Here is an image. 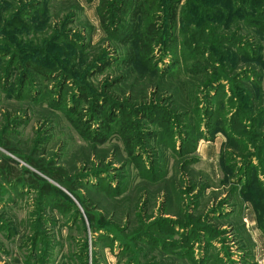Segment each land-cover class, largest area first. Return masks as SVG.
Masks as SVG:
<instances>
[{
  "label": "rangeland",
  "instance_id": "1",
  "mask_svg": "<svg viewBox=\"0 0 264 264\" xmlns=\"http://www.w3.org/2000/svg\"><path fill=\"white\" fill-rule=\"evenodd\" d=\"M100 1L0 0V264H251L242 224L214 213L236 202L232 183L242 172L223 184L205 170L232 151L229 132L247 134L238 155L256 151L264 164V26L241 19V8L253 5L182 0L174 26L161 13V42L145 56L138 39L125 44L104 30ZM205 67L223 79L215 84L213 73L199 71ZM80 91L88 103L70 106ZM68 107L92 120L89 137L72 125ZM207 111L223 132L210 133ZM235 115L256 119L245 128ZM106 122L105 139L94 141ZM214 141L217 152L207 145ZM6 159L17 172L2 169ZM232 162L246 169L242 157ZM42 184L54 188L50 195ZM206 219L225 230L213 244L198 225Z\"/></svg>",
  "mask_w": 264,
  "mask_h": 264
},
{
  "label": "trees",
  "instance_id": "2",
  "mask_svg": "<svg viewBox=\"0 0 264 264\" xmlns=\"http://www.w3.org/2000/svg\"><path fill=\"white\" fill-rule=\"evenodd\" d=\"M247 2L251 3L253 5V9L252 10H248L246 8H241L242 10V21L245 22L248 26L251 27H259L261 28L262 26H264V23L261 21L259 13L261 11V0H246ZM182 0H101L99 5L97 6V13L101 22L102 27L104 28V30L110 34H114V33H119L120 35H122L124 38H122L120 40V42L122 43H129L131 41H133L134 39H138L139 44L141 49L143 50L145 56H149L152 52H153V48L158 45L161 42V34H162V30L164 26L158 25L157 20L163 18V14L161 13H165V16L168 18L166 21H168V25L169 27L174 26L177 23L178 20V8L179 5L181 4ZM261 7V8H260ZM260 9V10H259ZM262 14V12H261ZM263 15V14H262ZM264 16V15H263ZM143 21L145 22V25L142 29H140V25H139V21ZM264 21V20H263ZM214 33V32H213ZM211 35H214V34ZM215 36V35H214ZM210 39V38H209ZM242 46H245L242 45ZM255 58L252 59H256L257 56H253ZM107 60V59H106ZM14 62V58H12L8 63L9 68L6 74V79L8 80L12 73L13 70L11 68L12 63ZM107 61L104 60L103 64H96V67L94 68V72H97V69H99V71L104 70V68L107 66L106 63ZM206 63H211L213 64V62L210 59H207L205 61ZM200 72H209L208 68H202L199 70ZM199 71L197 69H193L192 73H199ZM38 72H41V74L45 75V76H50L49 74H47L46 72L42 71V70H38ZM92 71L91 74L94 73ZM27 72H24V77H22V80H27ZM213 73V72H212ZM211 73V74H212ZM223 72H218L217 74L213 73L212 76V80L213 82L216 84L217 82H220L223 79L222 75ZM89 74V75H91ZM67 79L64 78L61 81V87L66 86V81ZM214 84V85H215ZM79 89H81V87H79ZM63 90V89H61ZM88 92V91H87ZM60 93V91H59ZM81 94V95H80ZM80 95V96H79ZM76 99L74 98L73 101H75L76 103L70 106H77L80 103H88L86 102V100H88V95L85 91H80V93L77 95L76 94ZM105 101V100H104ZM103 101V102H104ZM102 102V103H103ZM105 103H103V105L101 103H99V101L95 102V104H93L94 106L98 107L99 111H101L102 108H104ZM66 110V114L69 116V120L71 121L72 125H74L75 127H77L79 129V131L82 134H87V136L89 137L91 135V123L92 120L89 119H78L74 117V111L73 108L68 107ZM209 111V109H208ZM207 111V116L203 119L204 123L207 126V129L211 132H219V131H224L223 126L218 125L216 127L215 123V119L219 117H217L216 115H214L211 111L208 113ZM114 113V112H113ZM114 115V114H112ZM186 117H190L187 116L188 113H185ZM149 118L153 117L154 115H148ZM236 119L239 120L241 117L240 115H235ZM247 116L243 117V119H240V121H242V125L244 127V125H247L245 128L248 127L249 124L252 123V119H256L253 118H247ZM170 121V120H169ZM103 124V123H101ZM111 122H106L105 124L101 125L100 128H98L97 133H95L92 137V139L94 141H103L105 138V136L103 137H99L100 135H104L109 131ZM188 126V125H187ZM249 127H252L249 126ZM262 127V126H261ZM121 134H124L125 137V141L127 144V147H133V140L130 136H128V132L127 130H124V127L121 125ZM187 130H191V127L188 126L186 127ZM197 130L202 129V127L200 126V124H197ZM252 128H248V130H246L247 133H251ZM191 132V131H190ZM259 132H256V134L254 133V135L259 137ZM150 139H154L155 138V134H149L148 135ZM229 136H231V138L233 139L232 144H234V142L236 144H238V141L241 140V143L243 144H247L244 143V140H248L246 139L247 134H242V133H234V132H229ZM264 137V134L262 135ZM249 142V141H248ZM256 149V147H255ZM229 151V150H228ZM230 153V155H226ZM226 157L225 161H222L225 166H226V170H227V175H226V179L229 180V182L233 181L234 178L237 179V176H239V174L242 172V176L238 179L239 182L241 183L242 181H244L243 186L241 188V194H245L247 192V188L248 185L252 182V176L254 174V172L252 173L253 170H251V167H253V165L250 162L249 157L251 156H258L255 153L249 152L248 154H245V159L246 162L244 163L246 165V169H242L241 171H236L235 170V164L232 162L233 159V153L232 151L227 152V150H224L222 152L221 158ZM11 162L10 160L6 159L4 160L3 164L1 165L2 169H7V171H9L10 173H15L17 172V169L13 166H9L7 165V163ZM259 163L261 165L264 166V164L260 161L259 159ZM251 164V165H250ZM250 168V169H249ZM2 173V172H1ZM4 179L5 181H11L7 175H4ZM259 177V176H258ZM21 180V178H19V181ZM40 180V179H39ZM41 181V180H40ZM42 182V181H41ZM13 183V182H11ZM238 183H235L236 185H233L232 188L234 189V191L236 192V190L238 189ZM44 192V194L50 195L51 192L54 190V188L52 186H50L49 184H42L40 186ZM263 188V187H262ZM221 206L214 210V213L219 210H221ZM41 220L43 218H40ZM90 221H94V216L91 215V217H89ZM169 222L173 223V221L168 220ZM197 225L198 223L192 221V220H188L187 222H184V225H190V226H194ZM202 230H203V234L211 241V244H213V241L218 238L219 236V232L217 231L218 229H216L213 225L209 224L207 219L205 220L204 224H198ZM189 233H185L184 234V243H189ZM209 246V244H207V247ZM52 254L54 253V247L53 250L50 251ZM185 254H188V252H183V256H185ZM50 259H48L49 261ZM75 258L72 257L71 260L69 261L74 262ZM51 262V261H50ZM50 262H48V264H50ZM68 264V262H66ZM196 264H202L199 262H196Z\"/></svg>",
  "mask_w": 264,
  "mask_h": 264
},
{
  "label": "crops",
  "instance_id": "3",
  "mask_svg": "<svg viewBox=\"0 0 264 264\" xmlns=\"http://www.w3.org/2000/svg\"><path fill=\"white\" fill-rule=\"evenodd\" d=\"M241 143V140L238 141V144ZM207 145H215L216 150V142H210ZM239 148V145L236 147V143L234 142V146L232 149V153L234 156H237V159L243 158V163L246 162L244 158L245 155L241 154L238 155L236 153V149ZM209 150V149H208ZM207 150V151H208ZM208 157V156H207ZM219 155L218 158L216 157L217 162V169L212 172H208L205 170L212 178H214L215 174L218 178L217 180L222 181L223 184H229V180L226 179L227 170L225 164L222 160L219 162ZM222 159V158H221ZM251 164L252 173V182L248 185L247 192L242 194V198H240L241 188L243 186L244 181L238 183V189L236 190L233 196L235 197L236 202L230 203L228 206L232 207H224L221 206V210L224 211L222 215L218 217L223 222H232L234 220L238 221L242 224V228L245 230V237H247L248 247L247 252L248 254V263L251 264H264V177H261V171L259 170V159L257 156L249 157ZM208 161H213V159L206 158ZM215 161V160H214ZM250 164V165H251ZM250 169V168H249ZM218 172V173H217ZM219 176V177H218ZM259 176V177H258ZM236 178L233 179V181ZM263 180V182H262ZM231 181L230 184L233 182ZM236 185L232 183V186ZM229 211H232L229 213ZM235 221V222H236ZM227 224V223H225ZM224 224V225H225ZM230 226V224H228ZM222 232L225 230L221 229ZM219 235L222 233L220 230H217Z\"/></svg>",
  "mask_w": 264,
  "mask_h": 264
}]
</instances>
